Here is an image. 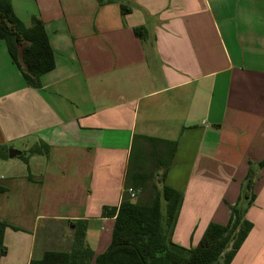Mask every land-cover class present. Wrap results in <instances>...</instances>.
Masks as SVG:
<instances>
[{
  "label": "crops",
  "instance_id": "crops-1",
  "mask_svg": "<svg viewBox=\"0 0 264 264\" xmlns=\"http://www.w3.org/2000/svg\"><path fill=\"white\" fill-rule=\"evenodd\" d=\"M104 1L12 0L26 27L44 23L56 67L34 88L0 39V264L71 252L78 220L104 253L136 135L178 144L166 184L184 196L182 248L228 224L258 176L231 264H264V0Z\"/></svg>",
  "mask_w": 264,
  "mask_h": 264
},
{
  "label": "trees",
  "instance_id": "trees-1",
  "mask_svg": "<svg viewBox=\"0 0 264 264\" xmlns=\"http://www.w3.org/2000/svg\"><path fill=\"white\" fill-rule=\"evenodd\" d=\"M100 5L104 0H98ZM122 13L132 8L122 4ZM0 39L8 48L13 63L26 83L41 87V77L56 67L55 53L46 27L34 19L26 27L16 16L12 0H0ZM178 149L177 142L136 135L126 171L122 202L106 207L104 217L115 218L112 240L107 250L96 255L86 241V221L72 222L75 227L71 252H48L30 264H231L254 224L246 209L232 206L226 225L211 223L200 243L191 249L174 244L170 238L183 203V193L166 184L168 171ZM28 161V158H24ZM245 196L253 192L255 175L246 179ZM130 190L136 192L132 198ZM5 191L0 187V193ZM163 201L167 203L163 211ZM250 202V203H251ZM9 224L0 222V250L6 253L4 235Z\"/></svg>",
  "mask_w": 264,
  "mask_h": 264
},
{
  "label": "rangeland",
  "instance_id": "rangeland-1",
  "mask_svg": "<svg viewBox=\"0 0 264 264\" xmlns=\"http://www.w3.org/2000/svg\"><path fill=\"white\" fill-rule=\"evenodd\" d=\"M2 175H4V171L3 170H0V177ZM257 178H258V176H255V185H256V182H257ZM255 185H254V187H255ZM245 191L246 192L249 191V190L247 191L246 180L242 183V189H241V193H240V196L238 198L237 203L239 204V208L246 209L247 210V213H248L249 210L255 205L256 199L252 203L251 202L252 193L248 194V196L247 195L245 196V193H246ZM253 192H255V188H254ZM166 205H167V203L165 201H163V211H164V213L166 212ZM247 213H246V218H247Z\"/></svg>",
  "mask_w": 264,
  "mask_h": 264
},
{
  "label": "water",
  "instance_id": "water-1",
  "mask_svg": "<svg viewBox=\"0 0 264 264\" xmlns=\"http://www.w3.org/2000/svg\"><path fill=\"white\" fill-rule=\"evenodd\" d=\"M20 154H21V152H18L16 150H11L10 151V157L11 158L15 157L16 155H20Z\"/></svg>",
  "mask_w": 264,
  "mask_h": 264
},
{
  "label": "built area",
  "instance_id": "built-area-1",
  "mask_svg": "<svg viewBox=\"0 0 264 264\" xmlns=\"http://www.w3.org/2000/svg\"><path fill=\"white\" fill-rule=\"evenodd\" d=\"M130 193H131L132 198L136 197V192H134L133 190H130Z\"/></svg>",
  "mask_w": 264,
  "mask_h": 264
}]
</instances>
